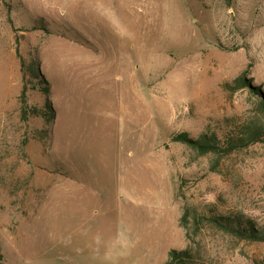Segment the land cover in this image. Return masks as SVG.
I'll return each instance as SVG.
<instances>
[{
  "label": "rangeland",
  "instance_id": "rangeland-1",
  "mask_svg": "<svg viewBox=\"0 0 264 264\" xmlns=\"http://www.w3.org/2000/svg\"><path fill=\"white\" fill-rule=\"evenodd\" d=\"M254 87L264 0H0V264H164L189 246L264 264V241L181 223L190 209L264 227V137L224 155L173 140L264 125Z\"/></svg>",
  "mask_w": 264,
  "mask_h": 264
},
{
  "label": "trees",
  "instance_id": "trees-1",
  "mask_svg": "<svg viewBox=\"0 0 264 264\" xmlns=\"http://www.w3.org/2000/svg\"><path fill=\"white\" fill-rule=\"evenodd\" d=\"M22 71L25 74L32 76L40 84L41 91L49 94V85L44 76L40 73L35 61L26 63L22 59ZM231 90H239L250 86L249 81L245 74L237 77L233 84L227 83L226 85ZM255 91L262 97L264 95L260 88L254 87ZM27 93V86L24 87L23 95V114H26L25 97ZM262 109L264 110V101L261 102ZM45 115H53L51 101L47 98L45 103ZM261 110V109H260ZM264 137V125L257 119L248 120L245 123L235 125L233 129L228 131L225 135L219 136L216 132H205L198 138L189 137L187 132H181L173 136L174 141L182 142L188 147L194 149L201 155L214 153L216 155H224L236 150L248 147L251 144L259 142ZM193 216L195 222H202L204 220L211 223L214 227L229 233L237 238L246 239L250 241H264V227L257 228L255 222L242 212H231L227 214H212L201 215L196 211L186 210L181 218V223L186 230L188 239L191 238L190 224ZM199 251L189 246L183 250L172 249L170 251V259L164 264H205L200 259Z\"/></svg>",
  "mask_w": 264,
  "mask_h": 264
},
{
  "label": "bare ground",
  "instance_id": "bare-ground-1",
  "mask_svg": "<svg viewBox=\"0 0 264 264\" xmlns=\"http://www.w3.org/2000/svg\"><path fill=\"white\" fill-rule=\"evenodd\" d=\"M97 1H98V0H89L90 4H94V3L97 2ZM99 1H103V0H99ZM100 3H101V2H100ZM137 5L141 6L139 2H136V3H135V6H137ZM147 8H148V7H147ZM116 11H117V10H116ZM140 11H143V10H140Z\"/></svg>",
  "mask_w": 264,
  "mask_h": 264
}]
</instances>
